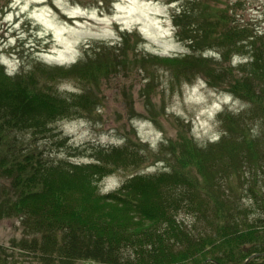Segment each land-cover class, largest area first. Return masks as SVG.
Segmentation results:
<instances>
[{"label": "trees", "instance_id": "16d2710c", "mask_svg": "<svg viewBox=\"0 0 264 264\" xmlns=\"http://www.w3.org/2000/svg\"><path fill=\"white\" fill-rule=\"evenodd\" d=\"M165 1L176 5L174 28L186 54L140 52L139 32L125 30L111 45L91 42L71 66L37 61L10 74L0 64V220L20 219L23 237L12 248L33 263L241 264L263 254L248 264H264V31L237 23V4L228 0ZM160 68L172 90L202 77L245 106L220 112L223 134L205 146L181 122L158 155L133 136L90 148L87 163L52 158L66 142L54 125L100 111L104 81L140 71L141 96L151 99ZM63 79L81 91L60 93L54 86ZM39 140L49 151L34 147ZM153 158L170 171H140L101 191L117 170H147ZM6 249L0 246V260Z\"/></svg>", "mask_w": 264, "mask_h": 264}, {"label": "rangeland", "instance_id": "374dc122", "mask_svg": "<svg viewBox=\"0 0 264 264\" xmlns=\"http://www.w3.org/2000/svg\"><path fill=\"white\" fill-rule=\"evenodd\" d=\"M228 1L237 4L233 10L237 23L255 32L264 31V0ZM175 6L165 0H0V64L10 74L29 71L37 61L50 66H71L83 58L88 44L101 41L111 45L120 40L125 30L139 32L143 40L140 52L183 55L187 50L176 36ZM240 60L242 57H236L232 65L237 67ZM156 72L158 84L152 101L141 96L146 81L140 71L119 73L104 81L100 111L93 117L59 121L54 125L66 142L52 152V158L87 163L92 160L90 148L120 146L133 136L149 143L158 155L160 147L168 148L167 140L178 135L181 122L197 145L205 146L223 134L219 113L226 108L236 111L245 106L234 97L228 98L224 90L210 87L202 77L172 90L170 73L161 68ZM54 88L62 94L81 91L80 83L73 79L56 81ZM258 126L259 121L252 125L255 132ZM45 142L39 140L34 147L49 151ZM166 157L171 161L169 155ZM155 160H150L149 164L155 166L146 167L147 170H117L100 184L101 191L118 189L140 171L146 174L170 171ZM22 237L20 219L0 220V246L7 248L0 264H36L12 248ZM235 258L239 260L240 255L236 254ZM245 260L241 264L248 259ZM207 262L196 264H212Z\"/></svg>", "mask_w": 264, "mask_h": 264}, {"label": "water", "instance_id": "95a60500", "mask_svg": "<svg viewBox=\"0 0 264 264\" xmlns=\"http://www.w3.org/2000/svg\"><path fill=\"white\" fill-rule=\"evenodd\" d=\"M255 256H263V254H257V255H253V256H251L246 262H245V264H247L253 257H255ZM208 263V262H207Z\"/></svg>", "mask_w": 264, "mask_h": 264}, {"label": "bare ground", "instance_id": "6f19581e", "mask_svg": "<svg viewBox=\"0 0 264 264\" xmlns=\"http://www.w3.org/2000/svg\"><path fill=\"white\" fill-rule=\"evenodd\" d=\"M228 98H231L230 96H228Z\"/></svg>", "mask_w": 264, "mask_h": 264}]
</instances>
